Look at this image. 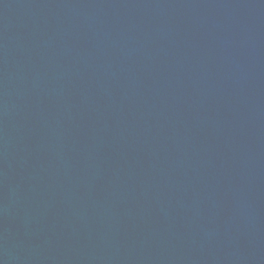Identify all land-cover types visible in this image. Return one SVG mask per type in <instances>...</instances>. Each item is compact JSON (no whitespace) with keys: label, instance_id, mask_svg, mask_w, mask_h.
Here are the masks:
<instances>
[{"label":"water","instance_id":"water-1","mask_svg":"<svg viewBox=\"0 0 264 264\" xmlns=\"http://www.w3.org/2000/svg\"><path fill=\"white\" fill-rule=\"evenodd\" d=\"M0 264H264V0H0Z\"/></svg>","mask_w":264,"mask_h":264}]
</instances>
